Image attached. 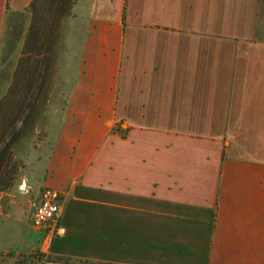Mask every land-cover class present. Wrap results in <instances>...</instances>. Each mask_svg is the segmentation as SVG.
Returning a JSON list of instances; mask_svg holds the SVG:
<instances>
[{"label":"crops","instance_id":"crops-1","mask_svg":"<svg viewBox=\"0 0 264 264\" xmlns=\"http://www.w3.org/2000/svg\"><path fill=\"white\" fill-rule=\"evenodd\" d=\"M29 3L0 0V66ZM70 14L72 84L37 180L60 212L47 237L0 192V252L264 264V0H77Z\"/></svg>","mask_w":264,"mask_h":264},{"label":"rangeland","instance_id":"rangeland-1","mask_svg":"<svg viewBox=\"0 0 264 264\" xmlns=\"http://www.w3.org/2000/svg\"><path fill=\"white\" fill-rule=\"evenodd\" d=\"M36 8L39 13L47 15L49 8L45 0H36ZM25 17V18H24ZM71 14L67 18L53 23L54 45L50 51L51 65L49 84L44 87L45 95L36 101V112L26 126L24 132L13 148V161L17 166V174L11 189L5 193H11L19 205V216L30 218L33 205L37 201L42 189L38 179L41 177L43 164L50 148L52 137L60 122L67 99V90L71 86L73 68L75 64V47L72 46L70 31ZM10 29L5 30L1 53L0 85H10L13 71L22 50L24 39L31 24V16L17 15L11 19ZM51 22L40 23L42 30ZM46 29V28H45ZM46 48L43 47V50ZM7 91V90H6ZM6 93V92H5ZM3 97V96H2ZM0 97V99L2 98ZM33 121V122H32ZM32 126L29 128V126ZM19 123L17 127H20ZM20 254L16 250L0 252V254ZM39 262L38 264H42ZM0 264H13L0 258Z\"/></svg>","mask_w":264,"mask_h":264},{"label":"trees","instance_id":"trees-1","mask_svg":"<svg viewBox=\"0 0 264 264\" xmlns=\"http://www.w3.org/2000/svg\"><path fill=\"white\" fill-rule=\"evenodd\" d=\"M77 0H45L47 15L38 12L36 0H30L26 13L31 16V24L24 39L19 59L12 75V81L0 99V192L12 188L17 166L13 161V148L23 135L29 120L35 119L36 101L45 95L44 87L49 84L51 58L54 45L53 23L67 18ZM51 22L42 30L40 23ZM43 47L46 49L43 50ZM33 122V121H32ZM20 127H17L18 124ZM32 124L29 126V128ZM1 259L13 264H38L49 259L34 255L0 254Z\"/></svg>","mask_w":264,"mask_h":264},{"label":"built area","instance_id":"built-area-1","mask_svg":"<svg viewBox=\"0 0 264 264\" xmlns=\"http://www.w3.org/2000/svg\"><path fill=\"white\" fill-rule=\"evenodd\" d=\"M60 194L59 190L45 187L33 205L30 216L31 225L34 229L46 230L47 237L52 234L60 212ZM47 237L44 243L45 246H48L50 242Z\"/></svg>","mask_w":264,"mask_h":264}]
</instances>
